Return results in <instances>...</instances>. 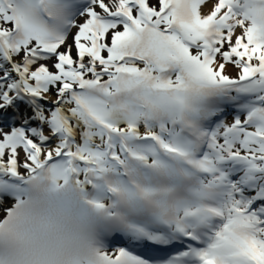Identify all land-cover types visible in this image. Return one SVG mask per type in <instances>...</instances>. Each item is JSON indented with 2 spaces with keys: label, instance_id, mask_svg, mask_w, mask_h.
<instances>
[{
  "label": "snow or ice",
  "instance_id": "6c2138e0",
  "mask_svg": "<svg viewBox=\"0 0 264 264\" xmlns=\"http://www.w3.org/2000/svg\"><path fill=\"white\" fill-rule=\"evenodd\" d=\"M0 264H264V0H0Z\"/></svg>",
  "mask_w": 264,
  "mask_h": 264
},
{
  "label": "rangeland",
  "instance_id": "374dc122",
  "mask_svg": "<svg viewBox=\"0 0 264 264\" xmlns=\"http://www.w3.org/2000/svg\"><path fill=\"white\" fill-rule=\"evenodd\" d=\"M231 71V70H230ZM233 75H234V73H235V70L234 69H232V72H231Z\"/></svg>",
  "mask_w": 264,
  "mask_h": 264
},
{
  "label": "bare ground",
  "instance_id": "6f19581e",
  "mask_svg": "<svg viewBox=\"0 0 264 264\" xmlns=\"http://www.w3.org/2000/svg\"><path fill=\"white\" fill-rule=\"evenodd\" d=\"M231 70V71H230ZM230 72H232V69H229ZM235 74V73H234Z\"/></svg>",
  "mask_w": 264,
  "mask_h": 264
}]
</instances>
